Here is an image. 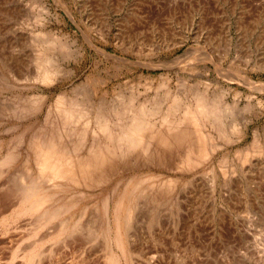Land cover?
I'll list each match as a JSON object with an SVG mask.
<instances>
[{"label":"rangeland","instance_id":"rangeland-1","mask_svg":"<svg viewBox=\"0 0 264 264\" xmlns=\"http://www.w3.org/2000/svg\"><path fill=\"white\" fill-rule=\"evenodd\" d=\"M0 264H264V0H0Z\"/></svg>","mask_w":264,"mask_h":264},{"label":"bare ground","instance_id":"bare-ground-1","mask_svg":"<svg viewBox=\"0 0 264 264\" xmlns=\"http://www.w3.org/2000/svg\"><path fill=\"white\" fill-rule=\"evenodd\" d=\"M43 60V59H42ZM43 66V65H42ZM47 70H49L50 71V69H47ZM51 71H53V70H51ZM53 74V73H52ZM52 74H49L47 71H46V73L43 75V79L44 80H50V79H54V78H52ZM55 75V74H54ZM54 77V76H53ZM44 80H43V82H44ZM51 81V80H50ZM53 81V80H52ZM32 99H34V98H32ZM61 99V98H60ZM61 101H62V99H61ZM60 107H62V106H60ZM59 107V108H60ZM70 107H68V108H63V112H64V114H66L68 117L69 116H71V114H70V109H69ZM141 108V107H140ZM73 109H75V108H73ZM73 109H72V111H73ZM49 110H50V108H49ZM57 110V109H56ZM55 109L53 110L54 112L56 111ZM145 110V109H144ZM58 111H59V109H58ZM133 112V111H132ZM140 112V111H139ZM148 112V111H147ZM75 113V112H74ZM76 113H77V111H76ZM64 114H63V117H64ZM78 114V113H77ZM116 114V113H115ZM133 114V113H132ZM145 114H146V111H145ZM149 114H150V112H149ZM65 115V116H66ZM134 115H135V113H134ZM73 116V115H72ZM140 116H142V114L140 113ZM140 116H138V118L140 117ZM62 117V116H61ZM67 118V117H66ZM75 118V117H74ZM85 118V117H84ZM134 118L135 117H133L132 119L134 120ZM136 118H137V116H136ZM136 118H135V120L133 121L135 124H133L132 126L133 127H131V125H129V127H131V128H129V131H128V134H129V138H130V140H131V142L132 141H134L135 143H137L139 146H142V148L143 147H145V145L146 144H144V142L145 141H147V140H145L146 138V134L147 133H145V131L146 130H148L150 127H151V124H150V122H148V121H145L144 120V118L142 119V118H139L137 121V123H136ZM59 119V118H58ZM61 119V118H60ZM65 119V118H64ZM69 119V118H68ZM67 119V120H68ZM103 119V118H102ZM62 120V119H61ZM66 120V121H67ZM71 120H72V118H71ZM81 120H82V118H81ZM88 120V119H87ZM96 120V119H95ZM100 120V119H99ZM145 122H144V121ZM150 120V119H149ZM103 122V121H102ZM101 122V123H102ZM105 122V121H104ZM132 122V121H131ZM62 123H63V121H62ZM93 123V122H92ZM76 124H78V123H76ZM64 125V124H63ZM68 125V124H67ZM71 125V124H70ZM82 125V124H81ZM96 125V124H95ZM78 126V125H77ZM97 126V125H96ZM103 126V125H102ZM106 126V125H105ZM104 126V127H105ZM128 126V125H127ZM67 127V126H66ZM107 127H109V126H107ZM73 128V127H72ZM101 128V127H100ZM110 128V127H109ZM109 128H107V129H109ZM119 128V127H118ZM62 129V128H61ZM77 129V128H76ZM105 129H106V127H105ZM127 129V128H126ZM85 130V129H84ZM100 130V129H99ZM101 130H102V128H101ZM128 130V129H127ZM109 131V130H108ZM107 131V132H108ZM111 131H112V129H111ZM111 131H110V133H111ZM77 132V131H76ZM103 132V131H102ZM112 132H114V131H112ZM127 132V131H126ZM110 133H108V135L110 136ZM63 134V133H62ZM73 134V133H72ZM114 134V133H113ZM127 134V135H128ZM77 135V134H76ZM87 135V134H86ZM115 135H117V134H115ZM125 135V134H124ZM118 136H119V134H118ZM173 136V135H172ZM61 137V136H60ZM80 137V136H79ZM116 138H118V137H116ZM126 138V137H125ZM147 139H148V136H147ZM110 140H111V137H110ZM124 140V139H123ZM145 140V141H144ZM119 141H121V140H119ZM59 142V141H58ZM115 142V141H114ZM149 142V141H148ZM42 143V142H41ZM123 143V142H122ZM51 145V144H50ZM124 144H122L121 145V147L120 148H122V146H123ZM136 145V144H135ZM56 146V145H55ZM54 145L53 146H51L50 148H54L55 147ZM126 146H128V144L126 145ZM130 146V145H129ZM128 146V147H129ZM138 146V147H139ZM125 147V146H124ZM136 147H137V145H136ZM136 147H135V150H136ZM50 148H48L49 150H50ZM53 148H52V150H53ZM125 148H127V147H125ZM42 148H40V150H41ZM56 149V148H55ZM54 149V151H56ZM63 149H65V148H63ZM95 149V148H94ZM93 149V150H94ZM123 149V148H122ZM133 149V148H132ZM42 150H44V149H42ZM46 150H47V146H46ZM119 150V149H118ZM121 150V149H120ZM119 150V151H120ZM134 150V149H133ZM37 151V150H36ZM51 151V150H50ZM54 151H52V153L51 152H49L50 154H54V153H56V152H54ZM62 151V150H61ZM61 151L59 152V153H61ZM123 151H125L124 149L121 151V152H123ZM132 151V150H131ZM45 152V151H44ZM48 152V151H47ZM41 153H42V151H41ZM41 153H40V155H41ZM58 153V152H57ZM58 153V154H59ZM128 153V152H127ZM126 153V154H127ZM44 154V153H43ZM38 155V154H37ZM49 156V157H47V156ZM44 156H46L45 158V162H40V164L42 165V167L44 168V169H50V168H59V167H62L61 165H60V160L58 159V157H57V159L55 158V159H51V155H48L47 153H45V155ZM55 156V155H54ZM89 156V155H88ZM100 156V155H99ZM98 156V157H99ZM94 157V156H93ZM62 158V157H61ZM68 158V157H67ZM84 159V158H83ZM92 159V158H91ZM42 160H44V158H42ZM65 160V159H64ZM88 160V159H87ZM97 160V159H96ZM60 162V163H59ZM71 162V161H70ZM62 164V163H61ZM74 164V163H73ZM66 166V165H65ZM85 167V166H84ZM39 168V167H38ZM42 169V168H41ZM62 169H63V167H62ZM61 170V169H60ZM64 170V169H63ZM68 170V169H67ZM79 170H80V168H79ZM52 171V170H51ZM58 171V170H57ZM71 171V170H70ZM41 172H42V170H41ZM49 172V171H48ZM54 172H55V170H54ZM60 173L62 172V171H59ZM50 173V172H49ZM55 174H56V172H55ZM51 175H52V173H51ZM59 175L60 174H58V176L57 177H59ZM55 176V175H54ZM54 176H52V177H54ZM61 177V176H60ZM48 178V177H47ZM50 178V177H49ZM33 179V178H32ZM43 179V178H42ZM85 182V181H84ZM36 183V182H35ZM34 189H33V187H31V186H27L26 188H25V190H24V195L25 194H27V193H29V192H32ZM36 190V189H35ZM29 195V194H28ZM42 196H44V195H42ZM26 197V196H25ZM27 198H28V196H27ZM27 198H25V199H27ZM30 198V197H29ZM19 199V198H18ZM24 199V200H25ZM42 199V198H41ZM30 200H31V198H30ZM29 200V201H30ZM35 200V199H34ZM21 201H22V199H21ZM26 201V200H25ZM40 201V200H39ZM39 201L38 200H35V201H30V205H27L28 207L29 206H32V207H30V208H33V206H34V204H36L37 202L39 203ZM23 202V201H22ZM29 203V202H28ZM26 206V205H25ZM27 206H26V208H27ZM29 208V209H30ZM26 210H28V209H26ZM25 209L23 210V212L24 211H26ZM29 211V210H28ZM22 214V213H21ZM36 254V253H35ZM37 255V254H36Z\"/></svg>","mask_w":264,"mask_h":264}]
</instances>
